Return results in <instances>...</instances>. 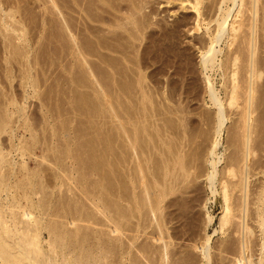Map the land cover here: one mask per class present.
Returning a JSON list of instances; mask_svg holds the SVG:
<instances>
[{"label": "bare ground", "instance_id": "obj_1", "mask_svg": "<svg viewBox=\"0 0 264 264\" xmlns=\"http://www.w3.org/2000/svg\"><path fill=\"white\" fill-rule=\"evenodd\" d=\"M38 1L40 2V0ZM46 1L43 4L44 6H46L47 4ZM155 1L156 0H50V2L47 1L48 7H51L52 5L53 10L57 9L56 11H54L57 12L55 13L57 15H53V17L54 16L57 17L55 18L56 20L51 16L50 17L46 16V12H47L46 9L48 8L42 6L43 0L40 2L41 3L40 5L43 8V9L41 8L42 11L44 10L46 11L43 12L45 16L55 21L52 23L53 27H54L53 24L57 22L56 23L57 26L55 27L57 28L56 29L57 31L54 28L55 31L54 33L58 32L56 36L57 39L55 38L54 35L56 34L54 33H53L54 36L53 38L56 39L54 41L55 42L57 41L58 44L56 45L59 46L57 47L59 49L56 52H58L57 53L58 59L60 60V62H62V67L64 68L67 74L65 77H67V79L70 81V83L73 84L75 88H79L80 90H82L83 91L82 93H88L90 94V96L100 95L101 97L99 96L98 97L102 99L97 98L99 99V101L101 100L99 103L100 106L104 105L106 109L107 108L110 109L113 116L119 120V123H117L118 126L116 124L115 126L113 125V127L110 129V134L109 135L106 134L107 135L106 139L103 138L105 145H103L102 148H100L101 146L97 148L98 137L95 135L97 138H95L94 136L93 139L90 140L87 139L86 142H82L85 143L83 144V147L86 149L82 150L81 152L79 151L78 153L77 152L74 153L72 151V146L73 145L75 146L76 144H74L75 143L74 142L73 145H71L70 141L68 140L69 142L65 144L64 149L62 151L57 150L59 152L57 153V155L59 156H56L55 154L54 157H51V161L48 160L49 158L46 154L41 153L40 156L41 163L46 161L54 166L53 171L52 168H49L51 169L52 172L46 173L45 169H48L47 168L48 166L45 168L43 166L41 167L38 166L39 167L38 169L33 171H28L30 168L29 169L27 168L28 165L26 162V158L28 159V156L29 155L31 156V154H33L32 153L33 149L31 148L32 144L35 145L36 142H38L39 137L37 139L36 135L32 133L33 132L32 130L34 129L35 126L34 127L32 126L33 123L30 124L29 122L30 120L28 119L29 117H27L26 113L24 112L25 110L24 107H23L24 110L22 108H18L20 109L18 112L19 119L23 117L22 124L20 126L24 128V130H22L20 126L18 127H20L23 132L30 131V136H31V138L29 137L31 141L29 142L30 144L24 142V140H22L23 137L16 139L18 140L17 143H14L15 141H12V139L15 136L12 135L13 124L12 126H10L12 111L9 112L10 113L9 116L7 115L8 116L7 119L3 117L5 115L0 116V135L2 133L4 134L8 132H9L8 134L10 135V137L8 138L7 145H5L2 139L0 138V264H140V261L138 262L137 260H135V259L138 260L140 259L139 257L136 258V256L139 254L147 261L148 264L149 263L175 264L178 261L176 259V255L178 254L177 253L178 249L176 247L177 243L174 241L175 235L177 237L178 231L176 230V228H173L172 225L170 226L169 225L170 223L168 224L169 219L168 220L165 219L166 212L163 211L166 210V206L164 209V204H167V202L171 203V201L174 202L175 200L173 198L171 200L170 199L171 197H169V200L171 201H168L167 197L170 195H172L173 197L175 195V197L177 196V199L179 200L182 199V202H184L183 198H178L179 193L176 194V192L180 190L181 187H182L181 189L184 190L183 186H181L182 183L183 185H187L189 186L188 188H190L191 186L188 185L190 183H186V182L195 181V180H191V178L197 177L195 174H194L195 176H192L191 173H189L190 168H188L190 167V165L194 167L197 164L193 165L189 162L190 164H188L189 166L187 167V163H185V159H183L184 151L187 149L186 148L187 146L185 147L186 149L184 148L185 146L184 140H187L186 135L188 134V132L186 134L187 129H185V126L187 125L185 123L186 122L185 119L187 118L185 117L186 116L185 113L187 110L186 111L184 110V116H182L185 119L183 118L178 119L179 118L178 114L181 117L184 108L180 107L182 104L178 106L179 109L177 105H176L177 108L172 107L171 105L172 103L171 100H173L172 97V99L170 100L171 102L170 105L172 107V111L174 112L176 111L173 110V108L178 110L177 112H175L177 113L176 115L177 118L175 119H177L178 123L176 122V120L173 121V119H170L176 123L174 124L172 122L175 126H173V124H171L172 125L171 126L169 124L171 123V121L169 120L170 116L169 117L165 116L168 120V121L166 120L168 125H166L167 124L165 121L166 118L161 119L164 120V122L162 121L163 125L164 123H166L163 126L164 130L161 128L162 125L159 126V128L157 127V125H154L156 127L154 128L152 127L153 128L152 130L151 129L148 130V128H150L148 126H152L151 124H153V121L152 123L148 121L150 123L149 125L148 123L146 125L144 124L145 122H147L146 120H148L146 119V117L149 118L148 116L149 113L147 114L148 108L145 105L146 104L144 102L145 97L143 96L144 94H147L146 92L148 91L149 88L148 83L149 85H151L156 82L155 80L158 79L157 78L158 76H156L157 73L155 72L156 75L153 76L151 75L152 77L156 76L154 80L155 82H152L150 84V81L147 80L148 83L146 81V79H148L147 77L148 76L150 77L151 74L150 72L151 69L150 71H148L149 75H146L145 73V69L146 72L147 70H149L147 68L149 67L148 66L149 64L147 63L150 59L151 60L157 59V61L158 59L161 60L164 59V61H167V63L168 61L171 62V65L174 62L172 67L171 66L169 67L168 64L170 63H168L167 66L168 68H170V70L172 68L171 72L172 71L175 72L177 70V69L175 71L173 70L174 64H176V61L179 60L177 59L178 56L183 54V52L182 53L180 52L181 53L180 54L174 50L176 48H179L176 46L178 45L177 35L180 34L179 30H181L178 29V27H184V30L181 31H185L186 29L185 34L187 32L189 34L196 33L200 35L199 37H196L195 40L197 44L196 50L198 49L197 52H199L198 61L200 64V68L201 70L205 71V75L202 74L204 81L203 82L204 90L206 96L208 97L209 107L212 109L210 113L212 115L208 116L209 115L208 113L205 116L206 118L202 116L204 118L203 121L201 116L198 118H201V121L204 123V124L202 123L203 125L205 124L209 125V129L208 126L206 125L205 126L208 132L210 131L209 132L210 136L208 138L211 141L208 139L210 141V144L208 143L209 145L206 148V151L204 150V146H202L200 142L199 143L194 142V143L198 145V149H201V147H203L202 149L205 151V154L204 151L202 152L205 155L204 162L209 164V166H211L210 170H207L205 172L203 166L200 165L196 166V170L198 169L200 172L202 169H204L203 172H201L200 174L199 171L197 170L198 171L197 174L199 175L198 177L203 178V180L205 181V185L207 186L206 188L209 189L212 196H215L216 194H220L222 198V204H221L222 211H221V215L218 217V226H217L218 229L215 228L213 232L217 233L218 230L222 231V229H225L224 227H226V225L231 223V221L236 222V223H232L233 226L236 225L235 227L236 232L234 233L238 234L239 236L237 242L238 244L236 245L238 246V255L235 256L233 254L234 255L233 257H235L234 260L236 262H239L240 264H254V261L251 262L252 259L251 261L248 260L249 257L248 256L246 257L245 254L246 250L249 249L248 246L250 243V237L254 235L253 233L255 231L253 230L254 227L252 228L251 226H249L247 222L248 220H246V218H249L248 216L250 215V217L253 219V223H255V226L259 228L260 230L259 237H261V234L262 235L264 234V182L261 184V186H259V190L257 189L258 191L255 195V199L252 200L251 203V205L253 204L252 211L251 213L249 212L248 214L249 211L248 206L251 201L250 202L248 201L249 192L247 191L248 189H246V186L248 184L246 182L248 181L246 179L247 178L246 169L249 168L248 164L250 163L252 156L256 153L255 151L258 148L257 146L260 144V142L259 144H257L258 142L256 137L254 136V133L257 131L259 133L260 132L264 133L262 131L264 130V127H262L264 126V117L261 116L263 117L261 118L262 119L261 120L259 116H258L259 119L255 116L256 114H259L258 112L260 109L263 110L264 112V78L262 77V74L264 72V59H263L264 57H261L258 54V52L261 51L260 49H262L264 53V0H178L180 2L181 8L190 9L189 12L191 14L190 15L191 17L189 16L190 19H188L189 17L187 19L190 20L191 24L190 22H188L186 17L184 19L181 18L177 22L174 21L175 22V23L173 22L174 24L172 23L166 24L165 22L167 21H164L163 24L162 23L160 24L159 21L164 20L163 17H165L164 15L166 14H164L163 17H161L162 15L159 17L160 12L158 13L156 11L159 7L155 6L156 9L155 10L152 9L153 7L152 4H155ZM11 2L10 0H0V27H2L0 33L3 35L4 38L2 41L4 42V40L6 39L7 41L6 40L5 41L8 43L10 47L8 49L7 47L8 45H6L7 43L5 42L6 46L5 45L3 46H5L6 49H4L3 54H5L4 57L5 59L7 57L8 58L19 57L22 59L24 58L26 62L29 59V57L33 54V51L29 50V49H33V46H29V44L25 43L28 42L29 39L28 37L26 38V33H28L26 32L27 28L24 22V20L26 19L22 20L24 17L22 18L19 15H18L19 18L16 17L17 13L20 14L18 12L19 11L18 9L20 8V6L18 8L19 0L18 2L16 1L17 3L15 2V4L12 5ZM165 2L170 3L171 0H166ZM49 3L51 5H49ZM49 10L52 11V9H48V11ZM49 14H51V12ZM42 15L43 14H41V16ZM50 22L51 21H49V23ZM43 23L45 24V20H43ZM188 23L189 25H187ZM46 25L45 26L40 25L39 27L41 29H39L38 27V30L40 31H36L37 33H34L37 35L36 37H38L39 40L41 38H45L43 36H46L48 32H52L51 29L52 26L50 23L49 25L50 27L48 28H50L51 30L49 29L50 31H47L46 33L45 30ZM186 26L187 28H185ZM156 27H158L159 30H156L157 29ZM42 32H44L45 35L41 36V34H43ZM38 34L40 35L41 38L38 36ZM187 35L188 34H186V36ZM51 36L47 35L46 37L49 38ZM32 37H35V35H33ZM38 38L36 39V41L38 40ZM51 38H49V40ZM23 42L25 45L22 44ZM16 43L17 44L21 43L20 47ZM53 44L55 43L53 42ZM53 44L51 45L52 47ZM27 47H29V49ZM173 50L175 51L174 54H173ZM184 54L186 53L184 52ZM184 54L183 57L184 56L186 57V55ZM174 56L177 57L174 58ZM171 58L173 59V61H170L172 60ZM9 59L8 60L6 59L8 63H10ZM24 59L22 61H24ZM16 60L18 61V59ZM150 61L149 63L152 64V61L151 62ZM163 64H162L163 67L166 66L165 62ZM177 64L179 63L177 62ZM184 64L185 63H183V66ZM146 65L147 67H145ZM152 65L156 66L157 64L153 63ZM28 66H30V64ZM178 67L180 68V70H182V67L180 66ZM186 67L187 65L185 66V68ZM29 68H31V66ZM72 68L75 69L74 73ZM155 69L158 71V74L159 72H161L160 66L158 68L156 67ZM23 70L24 71L22 70L21 71L27 74L28 68L26 67ZM166 70L164 71L166 72ZM188 70H191V67L188 68ZM6 71L8 70H5V72ZM154 71L152 72V74H154ZM29 72L30 70L28 71V73ZM216 73L220 77V81H219L220 89H217L216 81L213 79ZM162 74H163L162 76L166 77V74L164 75V72ZM72 75H74V77ZM6 76L7 75H5V77ZM22 79H25L24 83H27L29 88L33 87L32 84H30L29 82L30 80L28 79L27 75L23 76ZM167 79H168L167 81H169V77ZM191 79L189 82H191ZM170 80L172 81L171 78ZM158 81L161 80L158 79ZM177 82H174V84L173 83L171 84L170 82V85H172L173 87L172 88L169 87L168 89L172 90L173 88H175L176 86L174 85L175 83L177 84ZM186 82H187L186 85H188L189 82L188 81ZM156 83L155 85L154 84L153 85L156 86ZM166 83L167 82H165L164 84ZM182 85H184V83ZM152 86H150V88H152ZM154 86L153 88H157ZM165 89L167 88L164 86L159 87L160 91H158L157 93L160 92V97L162 92H164L165 94L167 93ZM168 89L167 91H169ZM154 91L157 90L153 89L152 92ZM193 91L195 92V90ZM136 92L140 94L144 93L142 95V98L139 99V103L141 105L139 106L140 107L143 106V108L140 109L139 107L140 111L138 112L137 111L138 107H136L135 105L136 110L134 109L133 110L134 113H131L132 112L131 109H133L134 107L129 104H131L132 102H133L132 104H134V101H132V99L129 98L130 101L132 102L131 103L127 102L128 103L127 104L126 102L122 103L123 99L120 101V99L117 100V98H120L121 95L123 94L125 95L124 97L125 99H126V95H128L127 98L130 95L132 98L134 97L133 95ZM171 93L172 92H170V94ZM149 94L152 95V93ZM170 94H168L167 96L165 95L166 97L162 95V97L164 96L165 100H167L166 98L170 99L171 97ZM82 95L83 94H81V97ZM169 95L170 97H168ZM85 96L87 97V95L84 94L83 98ZM110 97L111 98L113 97V100ZM135 98L137 99V96ZM93 99L92 101H94ZM13 100L15 99L12 98V100H8L9 101L8 106L14 105L15 101ZM85 100H81V101H85ZM146 100H148L147 97ZM89 101L90 103L89 102L87 103L85 101L87 103L86 105H89L88 107L87 106L86 107L87 108L90 107L89 110H91L93 109V106H95V109H97L96 106L99 101H97V104L94 105H92L91 99ZM117 101H120L122 104H119L118 106ZM151 102L149 104H152ZM159 102H162V100ZM136 103L138 104L137 100ZM124 104L128 105V110H125L127 109V105H125L126 107L122 106ZM117 106L119 107V109L120 107L122 108L121 110H123L122 113L124 114V116H122L123 114L121 116L119 115V113L116 110ZM158 106L159 105H157V107ZM81 107L82 105L79 108ZM171 107L167 108L166 112L168 109L171 110ZM129 108L131 111H129ZM226 108L231 110L230 113L228 112L229 110ZM232 110L236 115V121L234 124L235 131H233L234 136L231 137V139L235 137L234 139L236 140V142H234L235 144L234 145L232 143L234 140L232 139L230 141L234 146H232V144L229 143L228 140H227L228 142H226L227 144L229 143L230 146H232V149L235 148L234 151L231 149L233 154L235 152L233 156L235 158L231 160L230 159L231 154H229L230 155L228 157L229 159L227 158L226 155H223L225 154L224 152L226 149L225 146H223V149L220 152L218 151V147H220L221 145V135L223 133L224 128H226L225 122L226 120H228L227 118H229L228 115L229 114L232 115L231 113ZM207 111L208 110H206V112ZM174 112L172 113V116L173 114H175ZM180 112H182V114ZM150 116L152 115L150 114ZM161 118H163V116ZM258 121H260L263 125ZM256 122L261 125L262 130L260 128H258L260 131L257 129V126L260 125H258ZM202 124L200 123V125ZM71 127L73 128L72 125ZM77 128L79 127L77 126ZM77 128L75 130H77ZM165 129L167 130L166 134H165ZM207 130L203 132L199 131V133L200 132L204 133ZM64 132L66 133L67 131ZM258 132L257 134L255 133V135L259 136ZM228 133L231 134V132ZM261 133L260 136H262ZM206 134L204 133V135L207 137ZM167 135L168 136L171 135V137H167ZM189 138L190 137H188V139ZM206 139L204 141H206ZM103 140L101 139V141ZM204 141L202 142L204 143ZM156 143L158 146L155 145ZM44 144H46V142ZM199 144L201 145V147H199ZM197 145L194 146L197 147ZM44 148H42L40 151L47 152L50 150ZM153 148H156L157 154L153 152ZM195 149H196V153L195 150L192 151L195 153V154L192 153L193 157L194 155L196 154L198 155L200 153V150H198L197 148ZM258 149H260V147ZM57 151L55 150L52 152H57ZM52 154L53 153H51V155ZM154 154L155 156L157 155L158 159L153 158L154 159L153 162L152 157ZM189 155L190 158H192L191 154ZM189 155H185V156L187 157ZM199 155L198 156L201 157V153ZM14 156H16V158L18 157L20 160H16V158L14 159ZM223 156H225L224 159ZM199 157H197L196 159L198 160ZM202 158L203 157H201L200 159ZM186 159H187L186 162H188L189 157ZM196 159L192 158L191 160L194 161L192 163L194 164L197 163L195 162ZM223 160L224 161L231 160V161H228V163L226 164H222L224 167L221 166L222 167L221 169L219 168V163ZM66 161L70 163H67ZM255 165L253 166L254 168ZM250 166L252 165L250 164ZM193 167H191L192 170ZM197 167H201L202 169ZM220 169L222 171H220ZM248 170H251V167ZM248 172L250 173V171ZM189 175L192 177H190V180L188 179L189 180L188 181L186 180V178ZM181 180L183 181L179 186L180 188L178 189V184L179 182H181ZM184 181L186 184H184ZM61 185L62 186L65 185L64 191L69 193V195L68 194L67 196L65 195L66 197L63 196L64 198L61 201H59V199L58 200L55 199L54 202V200L52 199L54 197H52L51 194H53L52 192H55L53 190L56 187H59L60 189L62 187ZM191 185L193 184L191 183ZM236 190L239 192L240 196L239 197L236 196L237 199L236 198L235 199L237 201L235 202L232 201L231 203L232 192ZM184 191H185L184 193L187 192L186 189ZM63 193L61 194L63 195ZM184 193L183 195H185ZM180 194H182V192ZM235 194L236 193H234V195ZM166 198H167V202L165 201ZM191 198H193L192 195ZM177 199L175 200L176 203L172 202L173 203L172 205L176 204L179 207L182 203L178 205ZM56 200L59 201L60 203L59 202L56 203ZM186 201L187 199L185 200L184 203H186ZM169 205H168L169 207L172 206L171 204ZM169 207L167 208L166 211H168ZM175 207L176 206H174L173 208ZM170 211L171 209H169V212ZM175 214L174 216L177 215ZM205 214H206L205 215L206 220H204L205 221L204 223L211 224L214 218L209 213H205ZM167 216L168 217L170 216L171 219V216L173 215L170 212L169 215ZM147 217L152 218V220L155 219L154 222L152 221L155 224L154 226L156 227V231L153 232L155 233L154 234L155 237H153V235L151 237L155 239L156 246L153 245L154 246L153 247L148 245L147 247H145L143 246V244L141 246L140 243V245H138L137 247V245L134 243L136 241L137 238L136 236L138 233L135 236L130 232L132 233L133 231L139 232V230H141V226L144 225L142 220L145 221ZM148 218L146 220H149ZM172 222L173 221L171 220V224ZM146 225L148 226V221L146 222ZM147 226L145 227V229L147 228ZM192 226L194 227V225ZM128 232L131 235L127 234ZM193 233L194 232H192V235ZM203 233H205V231ZM222 233H224V230L222 231ZM190 234L191 232H189V235ZM179 235L181 234L179 233ZM123 236H125L126 238ZM238 236H236V238ZM187 237L191 238V236H187ZM210 237L211 235L205 234L203 236V241H198L197 243L193 242L194 244H192V247L198 250L197 255L198 254L201 255V258L203 259L202 264H210L212 259V255H211L212 253H210L211 252L210 248H212L210 247ZM122 238L128 239L129 242L128 244H130V247L134 248V246L136 245L137 251L135 252L138 253L137 255L135 254L136 256L132 254V251L129 248V246L124 245V243L126 242H124ZM259 245H260L258 246L259 247L258 249L260 251L259 254L262 255L264 254V239L261 240ZM260 258H262V256ZM257 264H261V261H259Z\"/></svg>", "mask_w": 264, "mask_h": 264}, {"label": "rangeland", "instance_id": "obj_2", "mask_svg": "<svg viewBox=\"0 0 264 264\" xmlns=\"http://www.w3.org/2000/svg\"><path fill=\"white\" fill-rule=\"evenodd\" d=\"M12 1V2H11ZM18 2V0H10V2H11V5L12 4H15V2ZM32 1H33V3H32ZM38 0H28V2H27V0H19V4H18V8H19V6H20V8L18 9L19 11V13L20 14H18L17 13V15H16V17L17 18H19L18 17V15L19 16H21L22 18V20H24V19H26V20H24V22H25V26H26V28H27V31L26 32H28V33H26V38L28 37L29 39H28V42H25V43H27V44H29V46H33V49H29V47H27L30 51L32 50L33 51V54L35 55H31L30 57H29V59L26 61L27 63H29L30 64V66H31V68H29L30 66H28L29 64H27L26 62H25V59H24V61H22L23 59L22 58H16V57H13V58H11V57H7L6 59L8 60H10V63H8L7 62V60L4 58L5 57V54H3L4 53V49H6V45H8V43L4 40V42L2 41L4 38H3V35L0 33V116H3V115H5V116H3L4 118H8V116H9V112H11L12 113V115H11V119H10V126H12V124H13V127H12V135L14 136V138H13V136H12V141H15L14 143H17L18 142V140H16V139H18V138H22V140H24V142H26L27 144H30L29 142H31L30 141V138H31V136H30V131H25V132H23L22 130H24V128H22L20 125L22 124V118L23 117H21L20 119H19V110L20 109H18V108H22L23 109V107H24V112L26 113V116L27 117H29L28 119L30 120L29 122H30V124H32V126L34 127V129L32 130L33 132V134L34 135H36V137H37V139H38V137H39V140H38V142H36V144L34 145V144H32V149H33V151H32V153L33 154H31V156L29 157L28 156V159L26 158V162H27V168L29 169L28 171H33V170H36V169H38L39 167H41V166H43L44 168L45 167H47L48 169H45V172L46 173H50V172H52L54 169H53V165L51 164V163H49V162H46V161H42L43 163H41V153L43 154H46L47 156H48V160L49 161H51V157H54V155L56 154V156H59V155H57V153H59L58 151H62L63 149H64V146H65V144H67L69 141H70V144L71 145H73V143L74 144H76L75 146L73 145L72 146V151L75 153V152H81L82 150H85L86 148H84L83 147V144H85V143H82V142H86L87 141V139L88 140H90V139H93V137L95 136V138H97L98 139V141H97V148H99V146H101L100 148H102V146L103 145H105V143H104V140H103V138H105L106 139V137H107V135L106 134H110V129L113 127V125L115 126V124L118 126V124L117 123H119V120L116 118V117H114L113 116V114H112V112L110 111V109H106L105 107H104V105H101L100 106V101H99V99H102V98H99V97H101L100 95H95V96H90V94H88V93H82L83 91L82 90H80L79 88H75L74 86H73V84L72 83H70V81L67 79V77H65L67 74H66V72H65V70H64V68L62 67V62H60V60L58 59V56H57V53L58 52H56L59 48H57V47H59V46H57L56 44H58L57 43V41L55 42L54 40H56L57 39V33L58 32H56V33H54L55 31H54V28L57 26L56 25V23H54L53 25H54V27L52 26V23L53 22H55V21H53V20H51V18H47L48 16L50 17H53V15H57V14H55V13H57V12H54V11H56L57 9H54L53 10V7H52V5L49 3V5H51V7H48L47 5H48V2H50V0H43V3H42V6H44L43 4L45 3V1H46V6H44V7H46V8H48V9H52V11L51 10H49L50 12H51V14L52 13H54V14H49L50 12L48 11V9H46V11L48 12H46L45 10L44 11H42V6L40 5L41 3V1L42 0H40V2L38 1ZM157 1V0H156ZM155 1V4H152L153 5V7H152V5H151V7H152V9H156V7L158 6L159 8L156 10L158 13H159V17L161 16V17H163V15L164 14H166V15H164L165 17H163V19L164 20H161V21H159V23L161 24H163L164 23V21H167V22H165L166 24H174L175 22L174 21H178V20H180L181 18L182 19H184L185 17H186V19L191 15L190 14V9H183V8H181L180 7V2L178 1V0H171V2L170 3H167V2H165L166 0H158L157 2ZM16 2V3H17ZM31 2V3H30ZM35 2H37V3H35ZM29 3V4H28ZM159 5H158V4ZM28 4V5H27ZM24 5V6H23ZM162 5V6H161ZM156 6V7H155ZM160 6H161V8H160ZM155 7V8H154ZM22 8V9H21ZM27 8V9H26ZM42 8V9H41ZM163 8V9H162ZM45 9V8H44ZM22 10V11H21ZM24 10V11H23ZM28 11V12H27ZM43 12H46V16H45V14L43 13ZM41 14H43L42 16H41ZM189 14V15H188ZM25 15V16H24ZM72 15H74V14H72ZM46 17V19H45V17ZM43 17V18H42ZM191 17V16H190ZM190 17L188 18V19H190ZM29 18V19H28ZM54 19L55 18H57L56 16H54L53 17ZM52 18V19H53ZM36 19V20H35ZM37 19H38V21H37ZM41 19H43V20H45V24L43 23V20H41ZM47 19H49V20H47ZM166 19V20H165ZM187 19V20H188ZM31 20V21H30ZM56 20V19H55ZM40 21V22H39ZM48 21V22H47ZM49 21H51L50 23H51V26H52V32H48V36L50 35H52L51 37H49V38H51L50 40H49V38H47L46 36H43V37H45V38H41L40 37V35L38 34V36L41 38L40 40H39V38L38 37H36L37 35L36 34H34V33H37L36 31H40V30H38V27L40 26V25H46V27H45V30H46V33H47V31H50L51 29L50 28H48V27H50L49 25H50V23H49ZM47 22V23H46ZM174 22V23H173ZM188 22H190V20H188ZM31 23V24H30ZM33 23V24H32ZM43 23V24H42ZM48 23H49V25H48ZM190 24H191V22H190ZM187 25H189V23L187 24ZM36 26V27H35ZM189 27V26H188ZM35 28V29H34ZM157 29L156 30H159V28L158 27H156ZM185 28H187V26L185 27ZM2 29V27H0V30ZM39 29H41L40 27H39ZM50 29V30H49ZM57 28H55V30H56ZM178 29H181V30H184V27H178ZM31 30V31H30ZM33 30V31H32ZM181 30H179V35H177V38H178V40H177V42H178V45H176L177 47H179V48H176V49H174L175 51H177L178 53H182L183 52V54H184V52L186 53V54H184V55H186V57L184 58L183 57V54H181L180 56H178V58L177 59H179V60H177V59H175V60H177L176 61V64H174V71L176 70V71H178V70H180V68L178 67V66H180V67H182V70H180V71H178L179 72V74H178V72H171V70H172V68H171V70H170V68H168V66H167V64L168 63H170V64H168L169 65V67L171 66H173V63H172V65H171V62H169L168 61V63H167V61H164V59L163 60H161V59H158V61H157V59L155 60V62H154V60L152 59H150L151 61H152V64L154 63V64H157L156 66H154V65H152V64H150L149 63V61H148V63L147 64H149L148 66L149 67H147V65L145 66V67H147L149 70H147V72H146V69H145V73H146V75H149V72L148 71H150V69H151V74H150V77H152L153 75H156V73H157V75L156 76H158L157 78L159 79V80H161V81H158V79L157 80H155V77L156 76H154V77H152V78H150L149 76L147 77L148 79H146V81L148 80V81H150V84L152 83V82H155L156 83V86H154L155 85V83H153V84H151V85H149V83H148V81H147V83H148V86H149V88H148V91L146 92L147 94H140V93H135L133 96L134 97H132L131 98V95L130 94H132V93H130L129 95V97L127 98V96L128 95H126V99L124 98L125 97V95L123 94V95H121V97L120 98H117V100H119L120 99V101L122 100V103H124V102H129V103H131L132 101H134V104H129V105H131V106H133L132 108L133 109H131L132 110V112L131 113H134L133 112V110L135 109L136 110V108H135V105H136V107H138L137 108V111L139 112L140 110H139V107L141 106L140 105V103H139V99L140 98H142V95L145 97V100H144V102L146 103L145 105H146V107L148 108L147 109V114H148V116H149V118H147L146 117V119H148V120H146L147 122H145L144 124L146 125L147 123H148V125L150 124V123H152V121H153V124H151L152 126H148V127H150V128H148V130H152L154 127H156V126H154V125H157V127L159 128V126H161V128L164 130V128H163V126L167 123V116L169 117V120L170 119H173V121L174 120H176V122H177V119H175V118H177L176 117V115H177V113H175V112H177L178 110L177 109H174V108H177L178 106H180L181 104V106L180 107H183L184 109H183V114H182V112H180L182 115H181V117L179 116V114H178V119H180V118H183V119H185L184 117H182V116H184V110L186 111V116L185 117H189L188 118V120H187V118L185 119L186 120V124L188 125H186L185 126V129H187L186 130V134H187V132H188V134L186 135V139L187 140H184L185 141V146H184V148L186 149H184L185 151H184V156H183V159H185V163H187V167L189 166L188 164H193V165H196V166H198V165H200V166H203V168L205 169H202L201 167H197V168H201L200 170H201V172H203V170H204V172L205 171H207V170H210V168H211V166H209V164H207V163H205L204 162V158H205V151H206V148L208 147V145L210 144V139L208 138L209 136H210V134H209V132H208V130L206 129V126H208V129H209V125H203L204 123L202 122L203 120H204V118L203 117H205L206 116V114H208L209 113V115L208 116H211L212 114H210L211 113V111H212V109L209 107V102H208V97L206 96V93H205V90H204V81H203V75L202 74H204L205 75V71H203V70H201V68H200V64H199V52H197V50H196V48H197V44H196V42H195V40H196V37H199L200 35L199 34H189V33H187L186 32V34H188L187 36H186V34H185V31H186V29H185V31H181ZM57 31V30H56ZM184 32V33H181V32ZM45 32V31H44ZM44 32H42L43 34H41V36L42 35H45L44 34ZM50 33H52V34H50ZM53 33L54 34H56V35H54L55 36V38L56 39H54L53 37ZM182 34V35H181ZM33 35H35V37H36V39L38 38V40L40 41H36V39H35V37H32ZM181 35V36H180ZM184 35V36H183ZM29 36H31V37H29ZM178 36H180V37H178ZM2 38V39H1ZM31 38H33V39H31ZM193 38V39H192ZM31 39V40H30ZM34 39H35V41H34ZM46 39V40H45ZM48 39V40H47ZM43 40V41H42ZM45 40V41H44ZM192 40V41H191ZM30 41V42H29ZM51 41V42H50ZM187 41V42H186ZM2 42V43H1ZM7 44H6V43ZM45 42V43H44ZM53 42L55 43V44H53ZM187 44H186V43ZM193 42V43H192ZM30 43H31V45H30ZM35 43V44H34ZM38 43H40V44H38ZM43 43H44V45H43ZM53 44V47L51 46L52 44ZM179 43H181V44H179ZM191 43V44H190ZM196 45H195V44ZM6 44V45H5ZM17 44V43H16ZM20 44L21 43H18L17 45H19V47H20ZM22 44H24V42L22 43ZM185 44H186V46H185ZM3 45H5V46H3ZM25 45V44H24ZM196 47H195V46ZM23 46V45H22ZM22 46H21V48H22ZM40 46V47H39ZM185 46V47H184ZM5 47V48H4ZM8 47V49L10 48L9 47V45L7 46ZM36 47H37V49H36ZM182 47V48H181ZM32 48V47H31ZM35 48V49H34ZM51 48V49H50ZM54 48V49H53ZM56 48V49H55ZM185 50H184V49ZM186 48H188V49H186ZM190 48V49H189ZM36 51V53H35V51ZM173 50V54H174V51ZM182 50H184V51H182ZM261 51H262V49H260ZM259 50V51H260ZM45 53H44V52ZM258 52V54H259V56H261V57H264V53H263V51L262 52ZM42 54V55H41ZM176 54V53H175ZM55 55V56H54ZM176 56V57H177ZM188 56V57H187ZM175 56H174V58H176ZM180 57V58H179ZM184 59H186V60H184ZM36 58V59H35ZM41 58V59H40ZM57 58V59H56ZM3 59V60H2ZM13 59V60H12ZM16 59H18V61L16 60ZM20 59V60H19ZM172 59V58H171ZM180 59H181V61H180ZM188 59H189V61H188ZM264 59V58H263ZM5 60V61H4ZM174 60V61H175ZM29 61V62H28ZM57 61H59V62H57ZM150 61V62H151ZM160 61V62H159ZM170 61H173V59L172 60H170ZM180 61V62H179ZM186 61H188L189 62V64H188V62H186ZM165 62V65L167 66H164L163 67V63ZM177 62L179 63V64H177ZM159 63V64H158ZM183 63H187L186 65H187V70H186V68H185V64H184V66H183ZM191 63V64H190ZM163 64V65H162ZM61 65V66H60ZM151 65V66H150ZM176 65H177V68H176ZM5 66V67H4ZM25 66V67H24ZM156 68H158L159 66L161 67V72H159V74H158V71L154 68V67ZM28 68V71L30 70V72L28 73V71H27V74L26 73H23L22 71H24L23 69L24 68ZM151 67V68H150ZM191 67V70H188V68H190ZM10 68V69H9ZM166 70V69H168V70H166V72L163 70ZM193 68V69H192ZM62 69V70H61ZM152 69H153V71H154V69H155V71H154V74H152ZM5 70H8V71H10V72H8V71H6L5 72ZM22 70V71H21ZM72 70H73V73H74V71H75V69H73L72 68ZM186 70V71H185ZM194 70V71H193ZM21 71V72H20ZM202 71H203V73H202ZM4 72V73H3ZM64 74H63V73ZM156 72V73H155ZM164 72V75L166 74V77L165 76H162L163 73ZM171 72V73H170ZM181 72V73H180ZM189 72V73H188ZM194 72V73H193ZM201 72V73H200ZM7 73V74H6ZM9 73H10V76H9ZM23 73V74H22ZM72 73V74H73ZM148 73V74H147ZM169 73V74H168ZM176 75H175V74ZM27 75L28 76V79L30 80L29 82H30V84H32V86L33 87H35V88H29V86H28V84L27 83H24L25 81V79H22L23 78V76H25V75ZM62 74V75H61ZM181 74V75H180ZM183 74V75H182ZM189 74V75H188ZM5 75H7L6 77H5ZM152 75V76H151ZM169 75V76H168ZM171 75V76H170ZM188 75V76H187ZM71 76V75H70ZM73 77H74V75H72ZM187 78H186V77ZM192 76V77H191ZM8 77V78H7ZM11 77V78H10ZM160 77V78H159ZM162 77H164V78H162ZM169 77V81H167L168 78ZM182 77H183V79H182ZM193 79H191V78ZM262 77L264 78V72H263V74H262ZM21 78V79H20ZM154 78V79H153ZM170 78L172 79V81L170 80ZM189 78V79H188ZM12 79V80H11ZM153 79V80H152ZM163 79V80H162ZM166 79V80H165ZM190 79H191V82H189L190 81ZM213 79L216 81V87H217V89H220V85H219V81H220V77H219V75H217V73L214 75V77H213ZM155 80V81H154ZM34 81V82H33ZM163 81V82H162ZM167 82L166 84H164L165 82ZM178 81V82H177ZM186 81H188L189 83H188V85H186L187 84V82ZM23 82V83H22ZM33 82V83H32ZM170 82H171V84L173 83L174 84V82H177V84L175 83V85L174 86H176L175 88H173L172 90L171 89H168L169 87H173L172 85H170ZM186 82V83H185ZM60 83V84H59ZM160 83H161V85H160ZM184 83V85H182ZM192 85H191V84ZM22 84H25V85H22ZM27 84V85H26ZM22 85V86H21ZM62 86V87H60V86ZM154 87H157V88H153V86ZM164 86V87H166L169 91H167V89H165V91L168 93V94H170V92H172L170 95H171V97H170V95L168 96V97H170V99L169 98H166L167 100H165V97L168 95L167 93L165 94L164 92H162L161 93V97H160V92L159 93H157L158 91H160L159 90V87L160 86ZM165 85H169L168 87L167 86H165ZM178 85V86H177ZM186 85V86H185ZM72 86H73V88H72ZM150 86H152V88H150ZM194 86V87H193ZM23 87H24V89H23ZM200 87V88H199ZM191 88V89H190ZM194 88V89H193ZM199 88V89H198ZM24 91H23V90ZM33 89V90H32ZM153 89H156L157 91H154V92H152V90ZM178 89V90H177ZM183 89V90H182ZM149 90H151V91H149ZM171 90V91H170ZM177 90V91H176ZM193 90H195V92L193 91ZM204 90V91H203ZM26 91V92H25ZM69 91H70V93H69ZM176 91V92H175ZM183 91V92H182ZM190 91V92H189ZM7 92V93H6ZM24 92V93H23ZM173 92H175V93H173ZM204 92V93H203ZM149 93H152V95L151 94H149ZM156 94V95H154V94ZM25 94V95H24ZM36 94V95H35ZM81 94H85V95H87V97L85 96L84 98H83V95H82V97H81ZM174 94V95H173ZM176 94V95H175ZM179 94V95H178ZM2 95H3V97H4V99H3V97H2ZM5 95V96H4ZM7 95V96H6ZM20 95V96H19ZM29 95H31V96H29ZM75 95V96H74ZM80 95V96H79ZM92 95H94V94H92ZM118 95H120V94H118ZM118 95H117V97H118ZM137 96V99L135 98L136 96ZM162 95H166L165 97H164V99H163V97H162ZM223 95V94H222ZM14 96H15V98H14ZM65 96V97H64ZM74 96V97H73ZM97 96V97H96ZM99 96V97H98ZM110 96V95H109ZM141 96V97H140ZM9 97H10V99H9ZM81 97V98H80ZM95 97H96V99L97 98H99V99H95ZM146 97H147V99L148 100H146ZM152 97V98H151ZM172 97H173V100H171L172 99ZM8 98V99H7ZM12 98L13 99H15V100H13V101H15L14 102V105L12 106H8V100H12ZM27 98V99H26ZM74 100H73V99ZM88 99V101H87V99ZM94 98V99H93ZM111 98V97H110ZM132 99V101H130V99ZM134 98V99H133ZM18 99V100H17ZM24 99V100H23ZM60 99V100H59ZM78 99V100H77ZM85 100L87 103L89 102L90 103V99H91V103H92V105H94V104H97V101H99L98 102V104H97V109H95V106H93V109H91V110H89L90 109V107L89 108H87L89 105H86L87 103L85 102V101H81V100ZM92 99L94 100V101H92ZM112 100H113V97L111 98ZM129 99V100H128ZM175 99V100H174ZM202 99V100H201ZM21 100H22V102H21ZM66 100V101H65ZM77 100V101H76ZM126 100H128V101H126ZM136 100H137V102H138V104L136 103ZM158 100V101H157ZM162 100V102H159V101H161ZM170 100H171V102L172 103H174V104H172L171 102H170ZM72 101V102H71ZM76 103H74V102ZM96 101V102H95ZM120 101H117L118 102V106H119V104H122ZM151 101H153V102H151ZM176 101V102H175ZM17 102H18V104H19V106H18V104H17ZM80 102V103H79ZM85 102V103H84ZM120 102V103H119ZM152 103V104H149V103ZM159 103V104H156V103ZM178 102V103H177ZM24 103V104H23ZM155 105H154V104ZM165 103V104H164ZM170 103H171V105H172V107H174L173 108V110H176L175 112L174 111H172V107H171V105H170ZM21 104V105H20ZM84 104V105H83ZM128 104V103H127ZM127 104H124V105H122L123 107H126L125 105H127ZM148 104H149V106H148ZM163 104V105H162ZM169 104V105H168ZM206 104V105H205ZM25 105V106H24ZM82 105V107L84 108H79L80 106ZM140 105V106H139ZM157 105H159L158 107H157ZM162 105V106H161ZM165 105V106H164ZM167 105V106H166ZM176 105H177V107H176ZM184 105V106H183ZM16 106V107H15ZM18 106V107H17ZM43 106V107H42ZM71 106V107H70ZM87 106V107H86ZM117 106V112L119 113V115L121 116L123 113H122V111L123 110H121L122 108L120 107V109H119V107ZM6 107V108H5ZM73 107V108H72ZM76 107V108H75ZM107 107V106H106ZM153 107V108H152ZM155 107V108H154ZM165 107V108H164ZM171 107V110L170 109H168L167 110V112H166V109L167 108H170ZM41 108V109H40ZM65 108V109H64ZM79 108V109H78ZM131 108V107H130ZM130 108H129V111H131L130 110ZM141 108H143V106L142 107H140V109ZM158 108V109H157ZM160 108H161V110H160ZM210 110H209V109ZM81 109V110H80ZM103 109V110H102ZM150 109H151V111H150ZM154 109V110H153ZM157 109V110H156ZM178 109H179V107H178ZM226 109H228V108H226ZM4 110V111H3ZM8 110V111H7ZM17 110V111H16ZM73 110V111H72ZM88 112H87V111ZM93 110V111H92ZM105 110V111H104ZM125 110H128V105H127V109H125ZM160 110V111H159ZM165 110V111H164ZM180 110H181V108H180ZM206 110H208L207 112H206ZM229 110V111H228ZM227 111L230 113V109H228ZM58 111V112H57ZM80 111H84L83 113L82 112H80ZM94 111H96V112H94ZM137 111H135V112H137ZM149 111V112H148ZM171 111H172V113L174 112L175 114H173V116H172V113H171ZM204 111V112H203ZM13 112H14V114H13ZM15 112H16V114H15ZM63 112V113H62ZM65 112V113H64ZM154 112V113H153ZM155 112H156V114H155ZM163 112V113H162ZM187 112H189V113H187ZM3 113V114H2ZM56 113V114H55ZM81 113V114H80ZM110 113V114H109ZM158 113V114H157ZM159 113H160V115H159ZM168 113V114H167ZM179 113V112H178ZM202 113H205V114H202ZM232 115H228V117L229 118H227L228 120H226V122H225V124H226V128H228V129H226V128H224V130H223V133H222V135H221V145H220V147H218V151L220 152V151H222V149H223V146H225V154H223V155H226L227 156V158L230 156L229 154H231V160L232 159H234L235 157H233L234 156V154H235V152H234V154L232 153V150L234 151V149H232V146H234L235 144H234V142H236V140L234 139V138H232L234 141L231 143L230 141L232 140L231 139V137H233L234 136V132L233 131H235V128H234V124H235V121H236V115L234 114V111L232 110ZM259 114H256L255 116L258 118V116H259V118L261 119V118H263L264 117V112H263V110H259V112H258ZM42 114V115H41ZM91 116H89V115ZM150 114L152 115V116H150ZM155 116H154V115ZM162 114H164V115H162ZM169 114H171V115H169ZM195 114V115H194ZM197 114H199V115H197ZM8 115V116H7ZM74 115V116H73ZM88 115V116H87ZM107 115V116H106ZM156 115H157V117H156ZM163 116V118H161V117H159V116ZM197 115V116H196ZM122 116H124V114L122 115ZM166 116V117H165ZM202 117V121H201V118H198V117ZM231 116V117H230ZM261 116H263V117H261ZM69 117V118H68ZM89 117V118H88ZM113 117V118H112ZM153 117V118H152ZM122 118V117H121ZM155 118V119H154ZM164 118H166L165 119V121H166V123H164V125H163V122H164V120H161V119H164ZM206 118V117H205ZM232 118V119H231ZM257 118H255V119H257ZM258 118V119H259ZM14 119V120H13ZM16 119H17V121H16ZM19 119V120H18ZM66 119V120H65ZM78 119H80V120H78ZM118 121H117V120ZM151 121H150V120ZM198 119V120H197ZM200 119V120H199ZM47 120V121H46ZM108 120V121H107ZM111 120V121H110ZM121 120H123V119H121ZM145 120V119H144ZM157 120V121H156ZM184 120V121H185ZM193 120V121H192ZM262 120V119H261ZM260 120V121H261ZM21 121V122H20ZM69 121V122H68ZM80 121V122H79ZM85 121V122H84ZM115 121H116V123H115ZM150 123H149V122ZM154 121H155V123H154ZM163 121V122H162ZM171 121V123H169L170 125L171 124H176L175 122H173L172 120H170ZM169 121V122H170ZM179 121V120H178ZM195 121V122H194ZM198 121H201V122H198ZM260 121H258L259 123H261ZM64 122V123H63ZM83 122V123H82ZM102 122V123H101ZM162 124H161V123ZM173 122V123H172ZM232 122V123H231ZM15 123V124H14ZM20 123V124H19ZM76 123V124H75ZM79 123V124H78ZM93 123V124H92ZM108 123V124H107ZM157 123V124H156ZM178 123V122H177ZM184 123V122H183ZM192 123H194V124H192ZM200 123L202 124V125H200ZM257 123V122H256ZM259 123H257L258 125H260ZM19 124V125H18ZM65 124V125H64ZM81 124V125H80ZM106 124V125H105ZM160 124V125H159ZM173 124V126H175ZM262 124V123H261ZM68 125V126H67ZM71 125L73 126V128L71 127ZM76 125V126H75ZM80 125V126H79ZM166 125H168V123L166 124ZM263 125V124H262ZM15 126V127H14ZM18 126H20L21 128H22V130H21V128L20 127H18ZM75 126V127H74ZM77 126L79 127V128H77ZM93 126V127H92ZM106 126V127H105ZM172 126V125H171ZM170 126V127H171ZM202 126H204V127H202ZM231 126H233V127H231ZM19 129H18V128ZM68 127V128H67ZM80 127H82V128H80ZM83 127H84V130H83ZM100 127V128H99ZM153 127V128H152ZM166 127V126H165ZM167 127H169V126H167ZM191 127V128H190ZM192 127H193V129H192ZM197 127V128H196ZM262 127H264V126H262ZM262 127H261V125L260 126H257V129L258 128H260L261 130H262ZM77 128V130H75ZM86 128V129H85ZM91 128H93V129H91ZM98 128V129H97ZM195 128V129H194ZM199 128H201V129H199ZM64 129H67V130H64ZM74 129V130H73ZM106 129V130H105ZM199 129V130H198ZM203 129V130H202ZM15 130V131H14ZM74 132H73V131ZM79 130V131H78ZM83 132H82V131ZM190 130V131H189ZM205 130H207L206 132H204L206 135H207V137L204 135V133H201V132H203V131H205ZM230 130V131H229ZM232 130V131H231ZM259 130V129H258ZM64 131H67L66 133L64 132ZM166 129H165V134H166ZM199 131H201L200 133H199ZM260 131V130H259ZM263 132H264V130H262ZM8 132V131H7ZM35 132V133H34ZM39 132V133H38ZM74 134H73V133ZM150 132V131H149ZM152 132V131H151ZM228 132H231V134L230 133H228ZM258 132V131H257ZM257 132H255L256 134H257ZM9 133V132H8ZM8 133H2L1 135H0V138L2 139V141H3V143L5 144V145H7L8 144V138L10 137V135L8 134ZM15 133V134H14ZM29 133V134H28ZM68 133V134H67ZM76 133V134H75ZM91 133H92V135H91ZM97 133V134H96ZM255 133H254V136L256 137V139H257V144H259V142H260V144L257 146L258 148L260 147V149H258L257 148V150L255 151L256 153L252 156V158H251V160H250V163L248 164L249 166V168H247L246 170V179L248 180V181H246L247 183V186H246V189H248L247 191L249 192L248 193V195H249V197H248V201L250 202L249 203V206H248V208H249V211H248V214H249V212L251 213V211H252V208H253V204L251 205V203H252V200H254L255 199V195H256V193H257V191L259 190V186H261V184L264 182V140H262V139H264V133H261L262 134V136H260V133H259V136L258 135H255ZM81 134V135H80ZM85 134V135H84ZM99 134H101V135H99ZM168 134V133H167ZM198 134V135H197ZM202 134V135H201ZM51 135H53V136H51ZM68 135V136H67ZM91 135V136H90ZM188 135H190V136H188ZM203 135H204V137H205V139H206V141H204L205 139H204V137H203ZM231 135V136H230ZM69 136H70V138H69ZM190 137L189 139H188V137ZM199 138H198V137ZM230 136V137H229ZM15 137H17V138H15ZM30 137V138H29ZM80 137V138H79ZM87 137V138H86ZM92 137V138H91ZM100 137V138H99ZM167 137H171V135L170 136H168L167 135ZM227 137V138H226ZM230 139H229V138ZM82 138V139H81ZM84 138H86V139H84ZM202 140H201V139ZM262 138V139H261ZM80 139H81V141H80ZM84 139V140H83ZM96 139V140H97ZM101 139L103 140V141H101ZM210 141H209V140ZM260 139V140H259ZM50 140V141H49ZM69 140V141H68ZM77 140V141H76ZM83 140V141H82ZM100 140V141H99ZM164 140H165V138H164ZM194 140H196V141H194ZM199 140H201V141H199ZM229 141V143H231L232 144V146H230V144L228 143H226V142H228ZM262 140V141H261ZM28 141V142H27ZM198 141V142H197ZM202 141H204V143L202 142ZM46 142V144H44ZM58 142V143H57ZM78 142V143H77ZM188 142V143H187ZM194 142H196V143H199L200 142V144L202 145V146H204V150L202 149L203 147H201V145L199 144V147H201V149H198V145L196 144V143H194ZM202 142V143H201ZM64 143V144H63ZM100 143V144H99ZM102 143V144H101ZM158 143V142H157ZM157 143L155 144L156 146H158L157 145ZM187 143V144H186ZM209 143V144H208ZM207 144V145H206ZM256 144V145H257ZM45 145V146H44ZM61 145V146H60ZM63 145V146H62ZM194 145H197V147H195ZM206 145V146H205ZM35 146V147H34ZM45 148H44V147ZM52 146V147H51ZM190 146V147H189ZM50 147H51V149H50ZM230 147V148H229ZM42 148H44V149H47V150H49V151H45V152H42V151H40ZM54 150H53V149ZM76 148V149H75ZM83 148V149H82ZM195 148H197L198 150H200V153H201V157H203L202 159H200L201 157H199L200 155V153H199V151H198V155L196 154V155H194V157L192 156L193 154H195L196 153V149ZM255 148H256V146H255ZM31 149V150H32ZM190 149V150H189ZM192 149V150H191ZM232 149V150H231ZM261 149H263V150H261ZM57 151V152H52V151ZM75 150V151H74ZM99 150V149H98ZM101 150V149H100ZM193 150H195V153L194 152H192ZM191 151V152H190ZM204 151V154L202 153ZM153 152H155V154H157L156 153V148H153ZM153 152H152V154H153ZM190 152V153H189ZM51 153H53L52 155H51ZM185 153H187V154H185ZM193 153V154H192ZM155 154L153 155V157H152V159L154 158H156V159H158L157 158V155L155 156ZM189 154H191V156H192V158H194V159H196L197 157H199L198 158V160L196 159V161L195 162H197V163H192V162H194L193 160H191L192 158H190V155ZM33 155V156H32ZM185 155H189V156H185ZM202 155H204V156H202ZM197 156V157H196ZM189 157V161L188 162H186V158H188ZM196 157V158H195ZM224 157L225 156H223V159H224ZM16 158V156H14V159ZM154 159H153V162H154ZM226 159V158H225ZM229 159V158H228ZM16 160H20L18 157L16 158ZM191 160V161H190ZM202 160V161H201ZM231 160H228V161H231ZM256 160H258V161H256ZM40 161V162H39ZM225 161H227V160H225ZM224 160L223 161H221L220 163H219V168H221L222 169V167H224L222 164H226V163H228V161L227 162H225ZM39 162V163H38ZM67 163H70V162H68V161H66ZM190 162V163H189ZM199 162V163H198ZM223 162H225V163H223ZM253 162V163H252ZM256 162V163H255ZM42 165H41V164ZM44 163H45V165H44ZM51 164V165H49V164ZM256 165H255V164ZM40 164V165H39ZM46 164H48V165H46ZM151 164V163H150ZM204 164V165H203ZM250 164L252 165V166H250ZM255 165V168L253 167L254 165ZM152 165V164H151ZM39 166V167H38ZM196 166H192V165H190V167H188V168H190V172L189 173H191V175L192 176H199L198 174H197V172L199 171L198 169V171L196 170ZM206 166V167H205ZM222 166V167H221ZM191 167H193V170H192V168ZM250 167H251V170H248V169H250ZM49 168H52V171H51V169H49ZM19 169V168H18ZM195 169V170H194ZM220 169V171H222ZM47 170V171H46ZM50 170V171H49ZM49 171V172H48ZM248 171H250V173L248 172ZM193 172H195V173H193ZM200 171H199V174L201 173ZM188 173V174H189ZM195 174V175H194ZM249 177H248V176ZM192 176H188L187 178H186V180H190V177H192ZM197 177H192L191 178V180H195V181H189V182H186V183H190V184H188V185H190L191 187L190 188H188L189 186H187V185H183V183H182V181L183 180H181V182H179V184H178V189L180 188L179 186H180V184H181V186H183V189L185 190L186 189V193H184L185 191L184 190H182L181 188H180V190H178L177 192H176V194L177 193H179V195H178V198H183V201L185 202V200L187 199V201H186V203H184V202H182V199H177V196L175 197V193L173 194L174 195V197L172 196V195H170V196H168L167 198H168V201H171L172 200V198L173 199H177L178 201H177V204L178 205H180L181 203L182 204H184V205H182V207H181V205L178 207L176 204H174V205H172L173 203H176V201L174 200V202L173 201H171V203L170 202H167V198H166V202H167V204L169 205V204H171L172 206V208L171 207H169L167 204H164V209H165V206H166V210H167V208L169 207V209H171V213H172V215L173 216H171V219H170V216L168 217L167 215H169V209H168V211H166V210H164L163 212H166V215H165V219H169L168 220V224L171 226L172 225V227L173 228H176V230L178 231H175V232H177L176 234H177V237H176V235H175V242L177 243L176 245V247H177V255H176V259L178 260H176L177 262L175 263V264H202V262H203V259L201 258V255L200 254H198L197 255V253H198V250L197 249H195L194 247H192V244H194L193 242H195V243H197L198 241H203V236L205 235V234H208V235H211V237H210V247H212V248H210L211 249V252L210 253H212L211 255H212V259H211V262H210V264H240L239 262H236L235 260H234V258L235 257H233L234 255L236 256V255H238V246H236L238 243V238H239V236H238V234H235L234 232H236V225L235 226H233L232 225V223H236V222H234V221H231V223H229L228 225H226V227H224L225 229H222V231L224 230V233H222V231H219L218 230V232L217 233H214L213 231H214V229L216 228V229H218V217L221 215V211H222V206H221V204H222V198H221V195L220 194H216L215 196H212L211 195V193H210V191H209V189L208 188H206L207 186L205 185V181L203 180V178H197ZM237 178V177H236ZM235 178V179H236ZM235 179H232V180H235ZM237 180V179H236ZM185 183V181H184V184H186ZM191 183L193 184V185H191ZM216 185H217V183H216ZM62 186V185H61ZM60 186V187H61ZM63 186H64V188H63ZM60 189H59V187H56L53 191H55V192H52L53 194H51V196L52 197H54V198H52L53 200H54V202H55V199H59V201H61L64 197L63 196H67V194L69 195V193H67L66 191H64L65 190V185H63ZM194 186V187H193ZM186 187V188H185ZM217 187H218V185H217ZM198 189V191H197V189ZM196 189V190H195ZM255 189V190H254ZM258 189V190H257ZM57 190V191H56ZM61 190V191H60ZM63 190V191H62ZM180 191V192H179ZM190 191V192H189ZM194 191H196V192H194ZM256 191V192H255ZM59 192H61V193H63V192H65V193H63V195L61 194V193H59ZM182 192V194H180ZM236 193L235 195H234V193ZM232 192V197H231V203H232V201L233 202H235V201H237L236 199H237V197H239L240 196V194H239V192L236 190V191H233ZM56 193V194H55ZM183 193L187 196H185V195H183ZM254 195H253V194ZM238 194V195H237ZM191 195H192V197L193 198H191ZM194 195V196H193ZM197 195V196H196ZM61 196V197H60ZM65 196V197H66ZM181 196V197H180ZM237 196V197H236ZM56 197H58V198H56ZM169 197H171L170 199L171 200H169ZM186 199H185V198ZM195 197H197V198H195ZM234 197V198H233ZM191 200H190V199ZM236 198V199H235ZM185 199V200H184ZM193 199V200H192ZM195 199V200H194ZM235 199V200H234ZM52 200V201H53ZM56 200V203H58L59 201H57ZM190 200V201H189ZM53 202V203H54ZM166 202H164V203H166ZM173 202V203H172ZM60 203V202H59ZM189 203V204H188ZM186 204V205H185ZM188 205V206H187ZM174 206H176L175 208L176 209H178V210H176L175 208H173ZM185 207H187V208H185ZM172 209H174V210H176V211H174V210H172ZM181 210V211H180ZM178 215L179 213V215L177 216L176 214ZM182 213V214H181ZM183 213H184V216H183ZM205 213H209L214 219H213V221H212V223L211 224H207V223H204L205 221L204 220H206L205 219ZM253 213V212H252ZM165 214V213H164ZM174 214L176 215V216H174ZM171 215V214H170ZM192 216H193V218H192ZM189 217V218H188ZM249 218H246V220H248L247 222H248V224H249V226H251L252 228L254 227V229L253 230H255L254 231V235H252L251 237H250V243H249V246H248V248L249 249H247L246 250V252H245V254H246V257L248 256L249 257V259L248 260H250L251 261V259H252V261L251 262H253L254 261V264H257L259 261H261V264H264V254H259V247L258 246H260L259 244H260V242H261V240H263L264 239V234L262 235L261 234V237H259L260 236V230H259V228H257L256 226H255V223H253V219L250 217V215L248 216ZM143 218H145V217H143ZM148 218V217H147ZM146 218V219H147ZM172 218H174V219H172ZM177 219V221H176V219ZM196 218V219H195ZM145 219V221L147 222L148 221V226L146 225V222L145 221H143L142 220V222H143V224L145 225H143V226H141V230H139V232H134L133 231V233L132 232H130L131 234H133V235H135L136 236V234H137V238H139V239H137L136 238V241H135V243L134 244H136L137 245V247H138V245H140V243H141V246H142V244H143V246H145V247H147L148 245L149 246H153V245H155L156 246V242H155V239H153V237H155L154 236V234L155 233H153L154 231H156V227L154 226L155 224L153 223L154 221H155V219L154 220H152V218H148L149 220H146ZM133 220H135V219H133ZM166 220V221H167ZM171 220L173 221L172 222V224H171ZM235 220H237V219H235ZM153 221V222H152ZM170 221V222H169ZM185 221H186V223H185ZM193 221V222H192ZM134 222V221H133ZM141 222V223H142ZM151 223V224H150ZM153 223V224H152ZM189 223V224H188ZM191 223V224H190ZM207 224V225H206ZM186 225V226H185ZM191 225V226H190ZM192 225H194V227L192 226ZM206 225V226H205ZM231 227H230V226ZM147 226V228L145 229V227ZM150 226V227H149ZM153 226V227H152ZM169 226V227H170ZM190 228H189V227ZM199 226V227H198ZM201 226V227H200ZM149 227V228H148ZM155 227V228H154ZM206 227V228H205ZM143 228V229H142ZM151 228H153V229H151ZM186 228V229H185ZM189 228V229H188ZM235 228V229H234ZM140 229V228H139ZM145 229V230H144ZM150 229V230H149ZM155 229V230H154ZM179 229V230H178ZM200 229V230H199ZM227 229V230H226ZM234 229V230H233ZM258 229V230H257ZM142 230H143V232H142ZM175 230V229H174ZM191 230H193V231H191ZM141 231V232H140ZM148 231V232H147ZM205 231V233H203ZM146 232V233H145ZM150 232V233H149ZM189 232H191V234L189 235ZM192 232H194L193 233V235H192ZM129 232L127 233V234H129V235H131ZM179 233L181 234V235H179ZM184 233V234H183ZM151 234V235H150ZM186 234V235H185ZM234 234V235H233ZM111 235H113V234H111ZM148 235V236H147ZM153 235V237H151ZM258 235V236H257ZM187 236H191V238L189 237H187ZM236 236H238L237 238H236ZM123 237H125V236H123ZM148 237V238H147ZM180 237V238H179ZM201 237V238H200ZM126 238V237H125ZM144 238H145V240H144ZM188 238V239H187ZM194 238V239H193ZM262 238V239H261ZM123 239V241L124 242H126V243H124V245H127V246H129V248L131 249V251H132V254L134 255V256H136L138 253L137 252H135V251H137L136 250V245L134 246V244H133V246H134V248H135V250H134V248L133 247H130V244H128L129 242H128V239H124V238H122ZM149 239V240H148ZM126 240V241H125ZM152 240V241H151ZM194 240V241H193ZM196 240V241H195ZM234 240V241H233ZM232 242V243H231ZM224 243H226V244H224ZM236 243V244H235ZM151 244V245H150ZM190 245V246H189ZM226 245H227V247H226ZM232 246V247H231ZM154 247V246H153ZM194 248V249H193ZM220 249V250H219ZM222 249V250H221ZM130 251V252H131ZM196 252V253H195ZM235 252H236V254H235ZM136 254V255H135ZM234 254V255H233ZM197 256V257H196ZM262 256V258H260ZM137 257H139L140 259L138 260V259H135V260H137L138 262L140 261V264H148L147 263V261L142 257V256H140V254L139 255H137L136 256V258ZM178 257V258H177ZM183 260H181V259ZM259 260H258V259ZM131 259H133V258H131ZM145 261H144V260ZM258 260V261H257ZM197 261V262H196ZM257 263H256V262ZM181 262V263H180ZM183 262V263H182ZM263 262V263H262ZM150 264V263H149Z\"/></svg>", "mask_w": 264, "mask_h": 264}]
</instances>
